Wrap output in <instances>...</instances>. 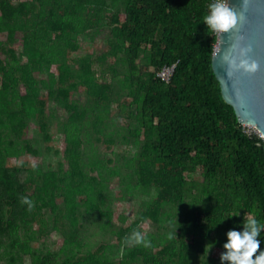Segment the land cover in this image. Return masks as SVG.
Segmentation results:
<instances>
[{
    "label": "trees",
    "instance_id": "1",
    "mask_svg": "<svg viewBox=\"0 0 264 264\" xmlns=\"http://www.w3.org/2000/svg\"><path fill=\"white\" fill-rule=\"evenodd\" d=\"M121 2L124 19L119 20L116 7L109 16L108 48L96 62L101 64L105 55L116 56L117 52L127 62L126 85L130 90L126 93L139 105L134 117L141 127L136 132L142 135L135 165L136 183L153 187L155 197L135 220L119 230L120 237L127 240L148 218L158 222L164 203L178 205L189 196L191 189L184 174L187 163L193 162L202 178L193 185L199 189L198 201L193 197L194 204L184 209L174 244L167 242L155 252L136 247L123 256L120 264L138 258L140 264H222L220 254L217 258L210 256L207 244L223 251L229 228L242 227L249 214L264 220V140L254 131L248 132L222 98L211 67L216 37L203 22L209 0ZM109 6L106 0H0V18L10 30L25 29L22 52L0 46L9 58L4 61L0 57V259L34 254L31 264H114L96 257L100 248L77 260L58 261L49 251L38 255L30 247L32 222L43 221L44 213L52 217V226L61 227L64 238L76 241L79 237L76 226L60 220L63 210L54 204L56 196L63 195L66 204L74 205L72 189L61 185L66 184V178L67 185L74 188L86 180L81 168L80 123L87 110L69 100L70 91L79 83L84 86L93 105L95 128L103 123L101 112L110 104L112 92L106 82L96 81L97 72L88 57L75 60L72 68L63 60V54L66 48H78L76 35L86 26L102 25ZM142 47H147L152 69L145 74L136 64ZM20 54L26 55V63L19 64ZM57 60V87H49L47 95L67 112L61 153L69 173L62 176V162L55 168L44 163L32 170L26 162L10 165L9 157L17 151L3 128L10 126L14 135L31 119L37 124V134L48 139L47 100L40 95V81L32 72ZM172 63L174 72L165 82L156 71ZM109 69L117 73L115 68ZM22 148L34 156L41 155L40 148L30 140L23 139ZM89 182L99 192L96 179L92 177ZM22 196L31 197L34 206L29 208ZM237 208L239 214L224 217Z\"/></svg>",
    "mask_w": 264,
    "mask_h": 264
},
{
    "label": "rangeland",
    "instance_id": "2",
    "mask_svg": "<svg viewBox=\"0 0 264 264\" xmlns=\"http://www.w3.org/2000/svg\"><path fill=\"white\" fill-rule=\"evenodd\" d=\"M17 2L20 0H11ZM110 3L106 18L100 26H86L81 33L77 34L78 48L75 50L64 49L63 60L75 67V60L86 56L92 61L91 67L97 72V82H106L109 90L110 104L103 109L101 116L103 123L98 127L92 125L94 114L92 113V103L89 94L86 93L82 84H77L71 89L69 100L74 101L87 110L85 118L80 123L82 146H81V168L85 173L86 180L75 188L67 185L66 178L63 187L72 189L70 196L74 197V205L65 202L63 195L55 198V205L62 208L61 221L68 222V226L78 228L79 237L76 241H70L63 237L61 227L52 226V217L44 213L43 221L32 222V239L30 247L36 250L38 255H43L47 251L53 253L54 258L60 261L77 260L83 258L89 252H96L100 261H112L120 264L123 256L136 247H144L147 251L155 252L163 244L171 242L177 238V227L174 233V226L179 222L181 215L188 206L198 201L199 189L193 185L201 181L199 168L193 162L185 165L184 174L187 186L191 189L189 196L178 205L164 203L159 214L158 222H153L149 218L139 223L127 240L119 235V230L128 226L136 219L137 213L155 197L153 187H142L136 183L135 165L141 145V130L134 114L138 112L139 105L133 100L131 95L126 93L130 90L127 87V62L122 53L117 52L116 56L105 55L103 63H97L98 55L104 53L108 48V36L111 23L109 16L113 10L119 8L118 17L120 21L124 19L123 4L121 0H106ZM23 28L10 30L8 24L0 18V46L4 49L13 48L20 53L23 50L22 37ZM11 31V32H10ZM64 42L62 43V45ZM147 47H142L139 51L136 64L142 74L151 71L147 60ZM19 64L27 62L26 55L20 54ZM0 57L8 61L6 53L0 50ZM62 60V59H61ZM59 60L50 63L48 67L43 66L41 70H33V77L40 81L41 96L46 98V116L48 119V139H43L37 134V124L28 119L27 124L21 131L13 133L10 126H3L9 137L13 139V146L17 154L9 157V164L18 166L21 162H26L31 170L35 166L49 164L55 168L58 162H62V170L59 175L68 174L69 167L61 153L64 144L63 125L66 110L60 103L48 98L49 87H57V65ZM8 64V62H7ZM113 67L117 73L109 69ZM43 81V82H41ZM20 92H24V86L19 85ZM143 92L140 94L142 98ZM247 131H254L253 127L245 125ZM23 139L30 140L41 150V155H32L22 148ZM45 161V162H44ZM94 177L99 184V192L92 187L89 182ZM193 197L195 199H193ZM47 211L50 212L48 209ZM175 216L177 221L175 220ZM172 219V220H169ZM66 226L65 228H68ZM42 231H40V229ZM139 232L144 241L137 242L134 232ZM214 237V236H213ZM210 256L217 258L221 250L219 246H211ZM34 254H27L21 257L4 256L0 259V264H31L34 262ZM140 259H134L130 264H140ZM192 264H197L196 262Z\"/></svg>",
    "mask_w": 264,
    "mask_h": 264
},
{
    "label": "water",
    "instance_id": "3",
    "mask_svg": "<svg viewBox=\"0 0 264 264\" xmlns=\"http://www.w3.org/2000/svg\"><path fill=\"white\" fill-rule=\"evenodd\" d=\"M237 23L220 32L211 67L224 101L237 120L254 127L264 140V0H230ZM258 62L255 71L240 66L241 60Z\"/></svg>",
    "mask_w": 264,
    "mask_h": 264
},
{
    "label": "clouds",
    "instance_id": "4",
    "mask_svg": "<svg viewBox=\"0 0 264 264\" xmlns=\"http://www.w3.org/2000/svg\"><path fill=\"white\" fill-rule=\"evenodd\" d=\"M203 22L213 32H223L229 30L237 23V13L232 8L230 0H209L208 11L203 18ZM240 66L248 71H255L258 68V62L254 59L241 60ZM22 202L27 203L29 208L34 206V200L29 196H22ZM239 209L232 212L239 214ZM223 217V218H224ZM175 220L177 218L175 216ZM222 220V219H221ZM241 223V222H240ZM178 223L174 226V233ZM242 227L229 228L226 231L227 239L223 242V251L220 253V261L227 264H264V239H261V233L264 232V220L258 218L255 214H249L243 219ZM137 242H145L142 235L137 231L133 233ZM208 249L212 243H208Z\"/></svg>",
    "mask_w": 264,
    "mask_h": 264
},
{
    "label": "built area",
    "instance_id": "5",
    "mask_svg": "<svg viewBox=\"0 0 264 264\" xmlns=\"http://www.w3.org/2000/svg\"><path fill=\"white\" fill-rule=\"evenodd\" d=\"M220 32H213L212 34L216 37ZM216 44V43H215ZM215 46V45H214ZM175 68V63L169 64V65H164L162 66L159 70L156 71V75L163 81L167 82L170 80ZM254 128V127H253ZM255 129V128H254ZM255 133H257L259 136V132L255 129Z\"/></svg>",
    "mask_w": 264,
    "mask_h": 264
},
{
    "label": "bare ground",
    "instance_id": "6",
    "mask_svg": "<svg viewBox=\"0 0 264 264\" xmlns=\"http://www.w3.org/2000/svg\"><path fill=\"white\" fill-rule=\"evenodd\" d=\"M251 127V126H250Z\"/></svg>",
    "mask_w": 264,
    "mask_h": 264
}]
</instances>
